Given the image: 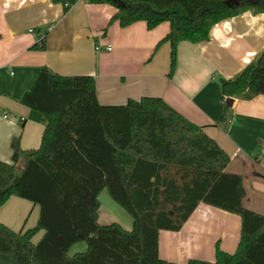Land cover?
Masks as SVG:
<instances>
[{
    "label": "trees",
    "instance_id": "16d2710c",
    "mask_svg": "<svg viewBox=\"0 0 264 264\" xmlns=\"http://www.w3.org/2000/svg\"><path fill=\"white\" fill-rule=\"evenodd\" d=\"M66 12L79 0H49ZM110 5L109 24L126 28L163 23L170 47L168 77L182 42L204 43L218 23L250 12L264 14V0H85ZM44 40L31 47L42 51ZM222 99L264 96V52L221 86ZM20 104L41 124L36 150L11 141V162L0 161V208L12 197L39 208L36 226L15 232L0 223V264H173L159 258V231L177 232L199 203L240 218L237 250L216 247L213 263L264 264V215L243 207L242 178L226 172L227 154L203 129L160 98L102 106L90 76L64 77L42 68ZM231 120L225 106L219 124ZM132 220V229L98 224L99 196ZM43 236L37 244L32 239ZM82 253L71 255L78 244Z\"/></svg>",
    "mask_w": 264,
    "mask_h": 264
},
{
    "label": "crops",
    "instance_id": "0c3cea01",
    "mask_svg": "<svg viewBox=\"0 0 264 264\" xmlns=\"http://www.w3.org/2000/svg\"><path fill=\"white\" fill-rule=\"evenodd\" d=\"M115 13L110 5L85 0L66 12L49 0H0V161L10 164L14 138L23 151L40 146L43 126L28 120L29 109L19 101L42 68L64 77L90 76L102 106L160 98L201 127L229 157L226 172L241 176L243 207L264 215V96L233 99L230 123L225 128L219 124L226 106L219 81L230 80L264 52V14L246 12L222 21L211 29L207 42L180 43L169 78V44L155 50L169 25L149 31L137 22L121 28L109 24ZM41 40L44 49L31 50ZM104 192L98 224H118L130 231L132 220L116 209L109 195L101 211ZM38 217L37 206L14 197L0 208V223L15 232L33 229ZM43 234L38 232L32 243ZM239 238L238 216L199 203L179 231H159L158 254L173 264L213 263L216 247L232 255ZM79 249L76 253L86 246Z\"/></svg>",
    "mask_w": 264,
    "mask_h": 264
},
{
    "label": "rangeland",
    "instance_id": "374dc122",
    "mask_svg": "<svg viewBox=\"0 0 264 264\" xmlns=\"http://www.w3.org/2000/svg\"><path fill=\"white\" fill-rule=\"evenodd\" d=\"M108 197V193L105 191L104 192V194L101 196V204H102V208H101V211H103L105 208H107V207H105V205H104V202H105V199L104 198H107ZM108 199V198H107ZM107 199H106V201H107ZM116 209H120V208H116ZM121 211V210H120ZM121 213H124L123 215L126 217H129L123 210L121 211ZM78 247H74L73 249H72V251L70 252L71 253V255H73V254H76V252H79V247H84L85 245L83 244V243H81V244H78L77 245Z\"/></svg>",
    "mask_w": 264,
    "mask_h": 264
},
{
    "label": "water",
    "instance_id": "95a60500",
    "mask_svg": "<svg viewBox=\"0 0 264 264\" xmlns=\"http://www.w3.org/2000/svg\"><path fill=\"white\" fill-rule=\"evenodd\" d=\"M233 3H234V5H238V1L237 0H234ZM219 82H220L221 85H224L226 83V81H223V80H220ZM232 104H233V99H229L228 98V99L225 100L226 107L231 108Z\"/></svg>",
    "mask_w": 264,
    "mask_h": 264
},
{
    "label": "built area",
    "instance_id": "2783aa9c",
    "mask_svg": "<svg viewBox=\"0 0 264 264\" xmlns=\"http://www.w3.org/2000/svg\"><path fill=\"white\" fill-rule=\"evenodd\" d=\"M29 33H32V30H29ZM96 50L98 51L99 49L96 48ZM106 51H108V52L111 51V48H110V47H107V48H106ZM2 118H3V119H6L7 116H6L5 114H3V115H2Z\"/></svg>",
    "mask_w": 264,
    "mask_h": 264
}]
</instances>
